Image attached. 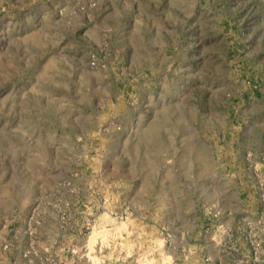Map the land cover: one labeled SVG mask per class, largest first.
I'll return each mask as SVG.
<instances>
[{
	"label": "rangeland",
	"instance_id": "obj_1",
	"mask_svg": "<svg viewBox=\"0 0 264 264\" xmlns=\"http://www.w3.org/2000/svg\"><path fill=\"white\" fill-rule=\"evenodd\" d=\"M261 166L264 0H0V264H213Z\"/></svg>",
	"mask_w": 264,
	"mask_h": 264
},
{
	"label": "crops",
	"instance_id": "obj_2",
	"mask_svg": "<svg viewBox=\"0 0 264 264\" xmlns=\"http://www.w3.org/2000/svg\"><path fill=\"white\" fill-rule=\"evenodd\" d=\"M260 169L258 178L253 179L250 189L246 190L247 198L252 200L249 207L233 209L225 207V201L220 204L226 216L220 229L225 231L214 240L218 248L213 253V264H240V260L264 264V166ZM224 235L229 237L235 252L225 254L219 247L226 238Z\"/></svg>",
	"mask_w": 264,
	"mask_h": 264
}]
</instances>
